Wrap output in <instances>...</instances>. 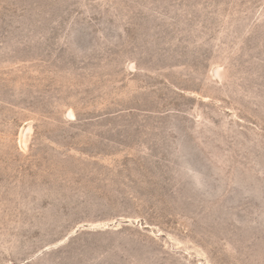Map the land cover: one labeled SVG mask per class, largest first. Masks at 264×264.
Wrapping results in <instances>:
<instances>
[{
  "label": "rangeland",
  "instance_id": "1",
  "mask_svg": "<svg viewBox=\"0 0 264 264\" xmlns=\"http://www.w3.org/2000/svg\"><path fill=\"white\" fill-rule=\"evenodd\" d=\"M0 264H264V0H0Z\"/></svg>",
  "mask_w": 264,
  "mask_h": 264
}]
</instances>
